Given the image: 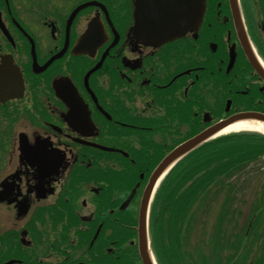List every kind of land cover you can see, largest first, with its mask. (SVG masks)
Wrapping results in <instances>:
<instances>
[{
    "label": "flooded vegetation",
    "instance_id": "1",
    "mask_svg": "<svg viewBox=\"0 0 264 264\" xmlns=\"http://www.w3.org/2000/svg\"><path fill=\"white\" fill-rule=\"evenodd\" d=\"M239 1L242 36L209 0L197 34L153 46L129 34L137 0H0V66L13 57L25 87L0 104V264H145L152 172L238 108L264 110V0Z\"/></svg>",
    "mask_w": 264,
    "mask_h": 264
},
{
    "label": "trees",
    "instance_id": "2",
    "mask_svg": "<svg viewBox=\"0 0 264 264\" xmlns=\"http://www.w3.org/2000/svg\"><path fill=\"white\" fill-rule=\"evenodd\" d=\"M263 154L264 138L231 135L200 147L171 171L158 192L152 214V235L162 264H186L183 232L193 229L199 210L219 201L217 224L213 227L215 240L211 243L218 245L220 251L223 244H231L238 257L246 259V232H236L235 241L218 240L228 236L222 222L235 221L242 215L234 207L239 201L236 183L240 182V175ZM214 253L219 254L215 249Z\"/></svg>",
    "mask_w": 264,
    "mask_h": 264
},
{
    "label": "rangeland",
    "instance_id": "3",
    "mask_svg": "<svg viewBox=\"0 0 264 264\" xmlns=\"http://www.w3.org/2000/svg\"><path fill=\"white\" fill-rule=\"evenodd\" d=\"M264 166V158L262 166L259 168H262ZM253 167H251L250 171L244 174L246 180L240 181V187H243L245 192L243 194L239 195V198L237 199L241 201L242 199L248 200V204L236 202L234 207L242 211V217H238L237 221L238 225L236 226V229L240 231L243 226L246 224L247 216L251 218L252 212L250 210V203L256 200V197L259 195L260 199L262 196H264V189L261 187L262 184H264V170L261 171L260 174L253 173ZM245 183H247V186L245 187ZM220 203V202H219ZM219 203L216 205H213V208L211 206L208 208L209 215H206L202 212V210H199V215L197 222L193 229L190 232L185 231L183 233V243L187 246L185 247L186 252L189 250L190 252H193V249L195 247H204V243L211 244L210 238L212 236V228L214 226V220L217 216V209L219 206ZM203 209V208H202ZM205 222L204 225L202 222ZM203 242V243H202ZM208 246L206 245V249L208 250Z\"/></svg>",
    "mask_w": 264,
    "mask_h": 264
},
{
    "label": "water",
    "instance_id": "4",
    "mask_svg": "<svg viewBox=\"0 0 264 264\" xmlns=\"http://www.w3.org/2000/svg\"><path fill=\"white\" fill-rule=\"evenodd\" d=\"M195 1V6H196V15L194 16L195 19L193 21V25L194 27L197 26L203 18V14H204V10H205V0H194ZM232 3L235 2V0H231ZM168 26V25H167ZM179 26V25H177ZM184 26V25H182ZM168 36V35H166ZM169 37V36H168ZM255 119L258 121H262L264 122V114H259V113H255V112H250V113H240L237 115H234L232 117H230L229 120L220 122V124L216 125L214 128H211L209 131L200 134V136L195 137L194 139L190 140V142L184 144L183 146H180L179 149H177L175 151V153L170 157V159L168 160V162H170V160L173 158H180L181 156L187 154L190 152L191 149L199 146L201 143L207 141V139H209L212 135H214L217 132H220V130L230 126V124L236 122V121H240V119ZM171 163V162H170ZM170 163L169 164H165L164 166H162L160 168L159 171H157V176H156V180L161 178V176L164 174L165 170L168 168V166L170 167ZM142 231H141V236L142 239H144V246L143 244L142 246V256L144 258L145 264H151V262L149 261V254H148V249L145 246V241L147 240V225H146V219L145 217H143V221H142Z\"/></svg>",
    "mask_w": 264,
    "mask_h": 264
},
{
    "label": "bare ground",
    "instance_id": "5",
    "mask_svg": "<svg viewBox=\"0 0 264 264\" xmlns=\"http://www.w3.org/2000/svg\"><path fill=\"white\" fill-rule=\"evenodd\" d=\"M258 131L264 132V122H260L253 118L251 119H240V121H236L230 126L224 128V130L220 131V134H231V132H241V131Z\"/></svg>",
    "mask_w": 264,
    "mask_h": 264
}]
</instances>
